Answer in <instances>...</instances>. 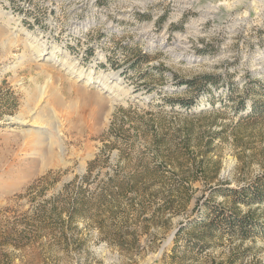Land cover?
I'll use <instances>...</instances> for the list:
<instances>
[{
    "label": "rangeland",
    "instance_id": "374dc122",
    "mask_svg": "<svg viewBox=\"0 0 264 264\" xmlns=\"http://www.w3.org/2000/svg\"><path fill=\"white\" fill-rule=\"evenodd\" d=\"M58 6L0 0L14 18L0 15V28L23 43L19 29L31 34L29 46L63 47L93 77L117 74L127 96L100 127L63 121L57 166L10 193L0 182V264H264V203L231 192L264 175V0H73L62 14ZM74 15L99 24L67 49L64 27ZM28 44L0 45L1 168L20 142L13 119L39 110L44 77L17 66ZM53 72L54 88L75 99ZM76 108L65 111L72 120ZM213 210L252 215L254 226L244 238L223 222L175 241Z\"/></svg>",
    "mask_w": 264,
    "mask_h": 264
},
{
    "label": "bare ground",
    "instance_id": "6f19581e",
    "mask_svg": "<svg viewBox=\"0 0 264 264\" xmlns=\"http://www.w3.org/2000/svg\"><path fill=\"white\" fill-rule=\"evenodd\" d=\"M0 15H6L8 22H14V18L10 13L5 14L0 11ZM86 21L73 23L74 28L72 29L76 30V34H80L83 31L85 32L88 28L99 24L98 21L92 19ZM110 24L111 23L107 24V31H113L117 34L121 33L120 29H116ZM19 31L25 36L24 43L21 39L22 35L12 32L7 33L0 28V45L5 49L19 45L25 48V45L27 46L28 40L32 35L22 29H19ZM37 40L39 43L37 45L34 44L31 46L30 44L29 46L28 44L29 51L32 52L30 55L28 53L29 51L26 52V49L22 54L18 55L17 62L19 64L16 65H21L22 67L28 65L29 68L34 67L39 71L35 72V74L37 73L38 76L41 75L44 77V84L36 85L35 88L37 91L35 102L37 101V104H44H42L43 106H41V108L39 104L38 111L34 108L30 110L31 117H27L28 119L23 118L25 116H23L22 113L13 119V121L19 125L17 137L20 142L17 140L16 150L10 152V161H6L4 158V167L1 168L0 165V182L3 180L8 181V184L4 185L1 191L3 194L18 189L25 181L42 170L57 166L55 161L58 156L55 157L57 154L56 150H58V154L60 155L64 151V145L61 140L63 121H66L70 126L68 127L73 129L80 125L84 128L88 126L87 123L91 120H93L94 125L99 126L101 122L106 120L109 111L113 109L114 105L125 102L124 97L127 96L125 90L121 88V80L117 77V74H103V72H100L98 77H93L94 71L85 73L78 69L77 63L69 56L68 52L66 49H63V47L53 46L49 51L44 41H40V39ZM55 70L62 72V74L59 73V78H61L58 79L60 81L59 87L64 86L67 82V84H69L68 91L71 92V89H73L75 99L66 100L70 93L66 94L62 91L59 94L58 90L54 88L58 86L55 80V78H58V74H54L53 72ZM66 79H72L73 81L69 83ZM87 88L95 89L96 94L93 93L90 95ZM58 89L62 90V88ZM46 104L52 105L51 111H53V113H48L49 116L47 117L43 114V107ZM26 106H29L28 103ZM74 107L78 108L79 113L73 118L74 120H72L70 117L72 109L69 113L70 115H66L67 113L65 111L67 108L74 109ZM76 109L74 111H76ZM93 124H91V126H93Z\"/></svg>",
    "mask_w": 264,
    "mask_h": 264
},
{
    "label": "trees",
    "instance_id": "16d2710c",
    "mask_svg": "<svg viewBox=\"0 0 264 264\" xmlns=\"http://www.w3.org/2000/svg\"><path fill=\"white\" fill-rule=\"evenodd\" d=\"M189 86L192 85V82H187ZM186 105L189 103H185ZM232 193L239 195L237 197V200L241 203H247L248 199H256L258 203H264V175L258 177L255 181V185L253 186H248V187H243L240 189V191L237 190H232ZM217 210L212 211V218H210V221L208 223H205L203 219L197 220L194 223L187 224L183 227H181L178 232L176 233V240L181 236V232H184L188 229H195V228H202V227H209L210 229H213V227L216 225L215 224H223V222L229 224L232 229H234V233L238 232L239 235H241L242 238H244L246 235V232H248L252 227L254 226L252 224L253 218L252 215H247L243 217H239L235 214H231L227 218L224 217H219V215L216 214Z\"/></svg>",
    "mask_w": 264,
    "mask_h": 264
},
{
    "label": "built area",
    "instance_id": "2783aa9c",
    "mask_svg": "<svg viewBox=\"0 0 264 264\" xmlns=\"http://www.w3.org/2000/svg\"><path fill=\"white\" fill-rule=\"evenodd\" d=\"M58 1V3H59V6L57 7L58 8V10H57V13L58 14H62L61 13V10H60V6L62 5V4H64V3H67L68 4V2H72L73 0H57ZM80 6V5H79ZM75 17L74 18H70V20H69V24H68V27H64V30H65V35H69V38H68V40H69V42H67V41H64V43H65V47L68 49V45L67 44H70V45H72V46H75L76 45V42L77 41H75V38L76 39H80V40H83V41H86V40H88V35H89V33H91V32H93V30H94V26H92V27H90V28H88L87 29V31H83V32H81L79 35L78 34H76V30H74L75 31V34H74V32H72V30H71V28H74V26H73V23L74 22H84V21H86V20H89V18L87 17V16H80V17H77L76 15H74ZM18 20H20L19 18H18ZM92 20H94V19H92ZM66 29H67V31H66ZM82 31V30H81ZM78 32V31H77ZM79 33V32H78ZM91 45V44H90ZM82 52L80 53L81 55H79V56H77L76 58H78V60L79 61H81L82 60V56H84V52H86V48L84 47L82 50H81ZM69 52V51H68ZM98 52V51H97ZM70 53V52H69ZM104 56V55H103ZM96 57H97V54H96ZM81 59V60H80ZM100 58H97L96 59V61L95 62H97V63H99L100 62Z\"/></svg>",
    "mask_w": 264,
    "mask_h": 264
}]
</instances>
